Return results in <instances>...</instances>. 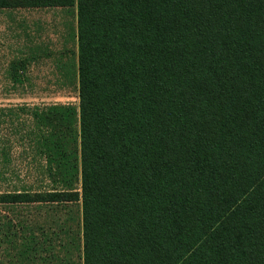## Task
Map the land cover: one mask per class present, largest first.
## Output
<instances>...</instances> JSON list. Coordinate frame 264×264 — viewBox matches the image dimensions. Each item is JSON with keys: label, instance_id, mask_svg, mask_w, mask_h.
I'll return each instance as SVG.
<instances>
[{"label": "trees", "instance_id": "16d2710c", "mask_svg": "<svg viewBox=\"0 0 264 264\" xmlns=\"http://www.w3.org/2000/svg\"><path fill=\"white\" fill-rule=\"evenodd\" d=\"M51 6L78 103L31 115L60 187L0 205L76 203L77 264H264V0H0Z\"/></svg>", "mask_w": 264, "mask_h": 264}, {"label": "rangeland", "instance_id": "374dc122", "mask_svg": "<svg viewBox=\"0 0 264 264\" xmlns=\"http://www.w3.org/2000/svg\"><path fill=\"white\" fill-rule=\"evenodd\" d=\"M72 7L0 9V192L59 188L45 172L34 143L31 111L51 104L77 105V49ZM78 206L0 205V264H77ZM38 242L25 249L21 236ZM27 246V245H26Z\"/></svg>", "mask_w": 264, "mask_h": 264}]
</instances>
